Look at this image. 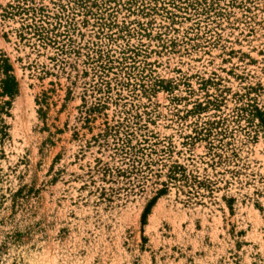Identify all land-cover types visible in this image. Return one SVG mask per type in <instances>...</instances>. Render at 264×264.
Instances as JSON below:
<instances>
[{
    "label": "rangeland",
    "instance_id": "374dc122",
    "mask_svg": "<svg viewBox=\"0 0 264 264\" xmlns=\"http://www.w3.org/2000/svg\"><path fill=\"white\" fill-rule=\"evenodd\" d=\"M1 59L0 264H264V0H0Z\"/></svg>",
    "mask_w": 264,
    "mask_h": 264
},
{
    "label": "trees",
    "instance_id": "16d2710c",
    "mask_svg": "<svg viewBox=\"0 0 264 264\" xmlns=\"http://www.w3.org/2000/svg\"><path fill=\"white\" fill-rule=\"evenodd\" d=\"M12 66L8 63L7 59L0 60V73L4 78L0 82V99L9 97L13 98L18 91V84L16 77L12 74ZM5 106H9V102H4ZM4 105H0V109H4Z\"/></svg>",
    "mask_w": 264,
    "mask_h": 264
}]
</instances>
